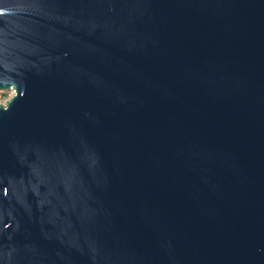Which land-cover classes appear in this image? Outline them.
Returning a JSON list of instances; mask_svg holds the SVG:
<instances>
[{"label": "water", "instance_id": "water-1", "mask_svg": "<svg viewBox=\"0 0 264 264\" xmlns=\"http://www.w3.org/2000/svg\"><path fill=\"white\" fill-rule=\"evenodd\" d=\"M0 264H264V0H0Z\"/></svg>", "mask_w": 264, "mask_h": 264}, {"label": "built area", "instance_id": "built-area-1", "mask_svg": "<svg viewBox=\"0 0 264 264\" xmlns=\"http://www.w3.org/2000/svg\"><path fill=\"white\" fill-rule=\"evenodd\" d=\"M9 95V97H7ZM15 96V92L13 90L7 92L0 91V107H7V104L12 100Z\"/></svg>", "mask_w": 264, "mask_h": 264}, {"label": "rangeland", "instance_id": "rangeland-1", "mask_svg": "<svg viewBox=\"0 0 264 264\" xmlns=\"http://www.w3.org/2000/svg\"><path fill=\"white\" fill-rule=\"evenodd\" d=\"M7 97H9V95H7Z\"/></svg>", "mask_w": 264, "mask_h": 264}]
</instances>
